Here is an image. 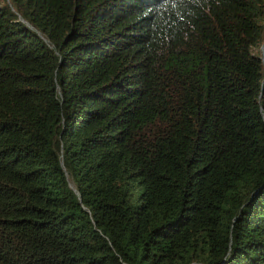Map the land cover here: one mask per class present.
Wrapping results in <instances>:
<instances>
[{"label":"trees","instance_id":"16d2710c","mask_svg":"<svg viewBox=\"0 0 264 264\" xmlns=\"http://www.w3.org/2000/svg\"><path fill=\"white\" fill-rule=\"evenodd\" d=\"M0 264H264V0H0Z\"/></svg>","mask_w":264,"mask_h":264}]
</instances>
